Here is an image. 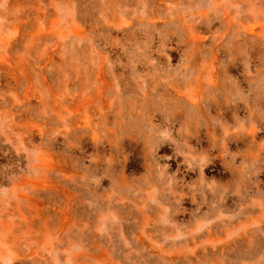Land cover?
<instances>
[{
	"label": "rangeland",
	"instance_id": "374dc122",
	"mask_svg": "<svg viewBox=\"0 0 264 264\" xmlns=\"http://www.w3.org/2000/svg\"><path fill=\"white\" fill-rule=\"evenodd\" d=\"M0 264H264V0H0Z\"/></svg>",
	"mask_w": 264,
	"mask_h": 264
},
{
	"label": "bare ground",
	"instance_id": "6f19581e",
	"mask_svg": "<svg viewBox=\"0 0 264 264\" xmlns=\"http://www.w3.org/2000/svg\"><path fill=\"white\" fill-rule=\"evenodd\" d=\"M5 64H6V63H5ZM8 73H10V72H8ZM5 74H6V73H5ZM9 82H10V81H9ZM32 130H33V129H32ZM36 131H37V130H36ZM34 134H35V133H34ZM34 134H33V135H34ZM32 137H33V136H32ZM51 154H52V153H51ZM48 155H49V154H48ZM51 159H52V158H51ZM52 164H53V163H52ZM54 165H55V164H54ZM49 169H50V168H49Z\"/></svg>",
	"mask_w": 264,
	"mask_h": 264
}]
</instances>
